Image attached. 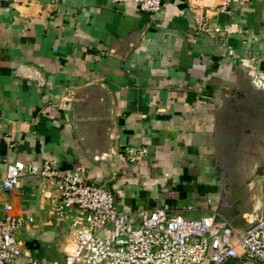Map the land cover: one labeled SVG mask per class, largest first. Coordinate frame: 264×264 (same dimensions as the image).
<instances>
[{"label":"crops","instance_id":"obj_1","mask_svg":"<svg viewBox=\"0 0 264 264\" xmlns=\"http://www.w3.org/2000/svg\"><path fill=\"white\" fill-rule=\"evenodd\" d=\"M14 160L79 169L136 220L218 212L244 233L264 213V0L0 2V180ZM57 198L55 180L0 190V216L33 219L15 264L66 261L89 213L60 217Z\"/></svg>","mask_w":264,"mask_h":264},{"label":"built area","instance_id":"obj_2","mask_svg":"<svg viewBox=\"0 0 264 264\" xmlns=\"http://www.w3.org/2000/svg\"><path fill=\"white\" fill-rule=\"evenodd\" d=\"M7 1L10 0H0ZM115 1L120 4L134 1L148 13L160 12L165 2ZM226 8L224 4L222 10ZM196 28L199 33L207 32L206 19L197 18ZM145 152L128 149L127 155L135 161ZM26 177L58 181L56 211L60 217L70 208L89 213L88 223L76 226L75 241L65 262L30 257L29 264H227L241 256L255 264H264V213L244 233L238 232L218 212L189 219L171 209L155 208L141 213V219L136 220L120 209L112 191L90 182L79 169L62 175L52 161L40 166L22 160L8 161L0 190L11 191ZM3 209L0 264H15L23 255L17 233L33 219L12 214L8 205ZM218 219L223 227L217 232Z\"/></svg>","mask_w":264,"mask_h":264},{"label":"water","instance_id":"obj_3","mask_svg":"<svg viewBox=\"0 0 264 264\" xmlns=\"http://www.w3.org/2000/svg\"><path fill=\"white\" fill-rule=\"evenodd\" d=\"M255 176L261 177L264 179V163L260 167H258V169L255 173Z\"/></svg>","mask_w":264,"mask_h":264},{"label":"rangeland","instance_id":"obj_4","mask_svg":"<svg viewBox=\"0 0 264 264\" xmlns=\"http://www.w3.org/2000/svg\"><path fill=\"white\" fill-rule=\"evenodd\" d=\"M226 172H227V175H226V176H229V174H233L232 172H237L235 175L238 174L239 176H240V175L242 176V171H238V170H235V171L227 170ZM238 175H237V176H238Z\"/></svg>","mask_w":264,"mask_h":264}]
</instances>
